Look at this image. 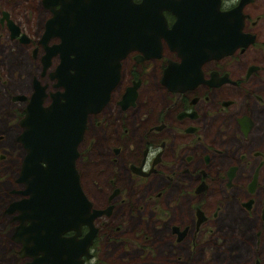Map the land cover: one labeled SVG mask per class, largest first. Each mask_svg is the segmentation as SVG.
I'll use <instances>...</instances> for the list:
<instances>
[{"label": "flooded vegetation", "instance_id": "af4514ba", "mask_svg": "<svg viewBox=\"0 0 264 264\" xmlns=\"http://www.w3.org/2000/svg\"><path fill=\"white\" fill-rule=\"evenodd\" d=\"M121 1L38 0L42 19L35 38L2 9L0 28L19 44L32 45L30 59L40 64L37 77L46 78L48 94L56 90L48 79L60 61L55 45L70 37L75 55L91 47L105 49L112 8ZM131 1L136 11L121 16L136 25L130 39L141 50L131 49L119 60L117 83L85 125L104 124L107 130L108 166L97 168L95 183L103 203L81 182L84 133L77 145L80 187L91 208L108 213L93 220L97 230L84 263L94 257L100 225L110 229L125 205L147 215L141 220L150 227L152 258L165 257L162 264H264V0ZM58 17L42 72L46 50L39 40ZM115 24L124 25L119 19ZM160 25L169 32L166 38ZM101 50L97 63L102 68L106 51ZM35 77L32 82L42 85ZM128 90L134 96L123 100ZM145 92L152 96L142 97ZM19 101L26 105L28 99ZM126 179L149 186L150 192L140 196L142 205L123 185ZM102 218L108 221L100 223ZM86 230L81 226L79 237Z\"/></svg>", "mask_w": 264, "mask_h": 264}, {"label": "water", "instance_id": "95a60500", "mask_svg": "<svg viewBox=\"0 0 264 264\" xmlns=\"http://www.w3.org/2000/svg\"><path fill=\"white\" fill-rule=\"evenodd\" d=\"M134 5L131 0H123L113 6L111 39L105 49L96 46L75 55L70 37H63L55 45L54 52L60 53V61L48 74L49 81H53L51 88L56 89L54 92L47 94L45 85L35 79L32 82L33 91L22 109L18 120L20 131L15 137L22 157L14 181L22 188L13 192L20 197L10 201L3 211L8 215L15 213L11 217L16 223L10 240L19 246L16 253L25 260L23 264H85L91 257L88 248L97 230L93 220L108 213L106 209L91 208L80 187L74 162L87 116L101 110L118 81L119 60L131 49L141 50L139 42L130 39L136 25L130 18L121 16L124 12H135ZM116 19L124 25L115 24ZM58 21L59 17L56 22L47 23L49 33L45 32L39 40L46 50L41 59L42 72L49 64L53 49L46 42L56 34ZM159 30L160 36H168L164 25ZM100 50L106 51L102 68L97 63L102 59ZM48 96L49 103L44 104ZM133 96L132 90H128L123 100ZM24 98L15 96L13 100ZM121 104L127 103L121 101ZM83 225L87 230L79 237ZM69 230L74 233L64 235Z\"/></svg>", "mask_w": 264, "mask_h": 264}, {"label": "rangeland", "instance_id": "374dc122", "mask_svg": "<svg viewBox=\"0 0 264 264\" xmlns=\"http://www.w3.org/2000/svg\"><path fill=\"white\" fill-rule=\"evenodd\" d=\"M37 2L38 0H0V9L5 10L30 38H35L42 19L41 10L36 6ZM31 47L30 44L24 46L10 39L6 28H0V264L22 263V259H19L16 254L17 245L10 240L15 223L10 222L12 215L4 214L3 211L10 201L20 197L13 191L22 188L14 181L22 157V150L15 142V137L20 131L17 120L22 116L25 101L12 100V97L22 95L28 99L32 91V78L35 76L42 85L46 83V78L37 77L40 64L30 59ZM141 95L146 98L151 97L152 93L149 92L147 95L145 92ZM131 117L127 118L128 121H131ZM104 127H106L104 124L97 126L88 121L80 143L81 150L86 155L85 162H78L83 171V178H81L83 187L87 188L91 194L94 193L101 203H103L102 192L96 188L95 183L100 175L98 171L108 166L105 160L108 145L105 139L107 130ZM98 162L99 165L96 166ZM126 180L123 185H126L131 196L137 198L133 201L137 205H142L140 196L150 192L149 186L129 183L128 179ZM120 207L119 217L113 220V226L111 224L110 229L99 224L100 231L92 247L94 257L90 260V264H162L167 262L163 256L157 255L155 260L152 258L150 227L147 221L141 220L147 218V215H144L141 210L128 211V206L125 207V205ZM101 221L106 223L108 220L102 218L100 223ZM114 226L119 229H115ZM147 229L149 231L144 233L143 230Z\"/></svg>", "mask_w": 264, "mask_h": 264}]
</instances>
